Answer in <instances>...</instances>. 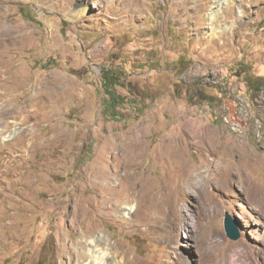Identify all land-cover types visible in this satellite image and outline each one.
Returning a JSON list of instances; mask_svg holds the SVG:
<instances>
[{
  "label": "rangeland",
  "instance_id": "rangeland-1",
  "mask_svg": "<svg viewBox=\"0 0 264 264\" xmlns=\"http://www.w3.org/2000/svg\"><path fill=\"white\" fill-rule=\"evenodd\" d=\"M213 1L0 0V264H264V0Z\"/></svg>",
  "mask_w": 264,
  "mask_h": 264
},
{
  "label": "bare ground",
  "instance_id": "bare-ground-1",
  "mask_svg": "<svg viewBox=\"0 0 264 264\" xmlns=\"http://www.w3.org/2000/svg\"><path fill=\"white\" fill-rule=\"evenodd\" d=\"M232 0H214L213 4H212V8L210 9V11L208 12V16L209 19H214L216 18L220 13H221V7H222V3L226 4L227 6H229L231 4ZM83 12V9H79L78 13L81 14ZM216 20V19H215ZM4 72V71H2ZM1 131V129H0ZM5 138V137H4ZM175 149H173L172 151H174ZM229 154H231V152H229ZM253 161H256V159H253ZM263 161V160H262ZM264 162V161H263ZM240 160L237 161L236 163H233V161H231L230 159L226 162V166L224 165L225 168L227 169H233L235 168L234 166H236V168L240 169ZM264 165V163H263ZM190 166L187 165H182L179 170H180V178L181 180H179V185H181L182 190H186V191H195L197 188H199L202 185V181L203 180H207L209 178L210 175V171H208V169L202 170L200 167L195 168V170L193 171L190 170ZM231 169V170H232ZM208 172L207 177H204V173ZM239 172V171H238ZM240 177V175H239ZM247 179V186H249L247 188V194L249 195V201H251V203H255V205L259 208V209H264V184L261 182V176L260 175H251L249 177L246 176ZM184 190V192H185ZM103 237V236H101ZM100 237V238H101ZM80 245H81V249H82V253H84L85 255H90V259L88 260L89 264H99L96 261L97 260H101L102 264H114V262H109L106 261L105 255L108 253H106L105 251H102V249L98 246L97 240H95V238H93V236H88V235H84L83 238H81V240L79 241ZM109 250V249H107ZM86 257V256H85ZM84 261V260H83ZM118 264V263H117Z\"/></svg>",
  "mask_w": 264,
  "mask_h": 264
},
{
  "label": "water",
  "instance_id": "water-1",
  "mask_svg": "<svg viewBox=\"0 0 264 264\" xmlns=\"http://www.w3.org/2000/svg\"><path fill=\"white\" fill-rule=\"evenodd\" d=\"M224 230L227 236L233 240H236L240 237L239 228L235 223L232 215L227 211L224 215Z\"/></svg>",
  "mask_w": 264,
  "mask_h": 264
},
{
  "label": "trees",
  "instance_id": "trees-1",
  "mask_svg": "<svg viewBox=\"0 0 264 264\" xmlns=\"http://www.w3.org/2000/svg\"><path fill=\"white\" fill-rule=\"evenodd\" d=\"M105 67L103 68L102 70V78H103V83L107 85V90L109 91V97L107 98V100L103 99V102L104 103H107L108 101V104H113V101L117 98L116 97V94L114 92V90H112V85L116 82H109V80L107 79V77L105 76ZM101 78V79H102ZM114 105V104H113Z\"/></svg>",
  "mask_w": 264,
  "mask_h": 264
}]
</instances>
